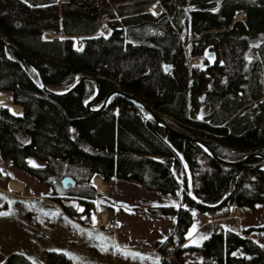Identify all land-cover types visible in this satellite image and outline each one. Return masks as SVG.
I'll return each instance as SVG.
<instances>
[{
  "label": "trees",
  "instance_id": "1",
  "mask_svg": "<svg viewBox=\"0 0 264 264\" xmlns=\"http://www.w3.org/2000/svg\"><path fill=\"white\" fill-rule=\"evenodd\" d=\"M0 33L52 88L88 74L99 79L95 106L120 87L224 158L264 153V0H0ZM94 91L90 80L71 93L45 90L32 66L0 41V92L21 108L0 103V155L51 187L63 209L55 220L91 223L94 176L133 178L146 189L183 195L184 204L150 207L154 216L175 217L169 234L155 242L160 264H187L188 248L200 249L210 264H241L245 256L233 253L239 246L249 264H264V247L224 224L198 244L186 235L194 209L264 203V158L223 164L122 94L101 111L88 110ZM67 174L81 187L61 186ZM48 260L76 264L61 250ZM0 264L38 263L14 251Z\"/></svg>",
  "mask_w": 264,
  "mask_h": 264
},
{
  "label": "rangeland",
  "instance_id": "2",
  "mask_svg": "<svg viewBox=\"0 0 264 264\" xmlns=\"http://www.w3.org/2000/svg\"><path fill=\"white\" fill-rule=\"evenodd\" d=\"M153 9L158 13L162 8L154 4ZM100 30L107 32L104 25ZM80 38L75 39L78 46L82 44ZM191 62L201 63L202 59L193 58ZM8 95L0 92V103L20 112L21 108L10 102L11 95L10 99H4ZM67 175L75 182L64 186L63 176L61 186L73 190L81 187L75 175ZM98 178L94 176L90 181L98 193L91 223L83 224L73 218L56 221L63 209L52 198L51 187L0 155V262L11 252L21 251L38 264H49V252L61 250L71 254L76 264H160L155 242L169 234L175 217L154 216L150 207L184 204L182 192L149 190L136 179L117 175L100 182ZM217 224L247 235L264 247L262 202L241 207L226 204L209 211L194 209L193 222L186 233L189 244H198ZM233 253L245 256L241 264H249L251 256L244 247H237ZM184 259L187 264H210L197 248L185 249Z\"/></svg>",
  "mask_w": 264,
  "mask_h": 264
},
{
  "label": "water",
  "instance_id": "3",
  "mask_svg": "<svg viewBox=\"0 0 264 264\" xmlns=\"http://www.w3.org/2000/svg\"><path fill=\"white\" fill-rule=\"evenodd\" d=\"M0 41L7 45L8 47L12 48L21 58H23L25 61H27L32 68L37 72L38 76H39V80L41 82V86L54 94H66V93H71L73 92L76 88H78V86L84 81V80H90L95 84V91L94 94L88 99V101L86 102V107L88 110L90 111H101L103 110L112 100L113 96L115 94H122L126 97H128L129 99H131L133 102H135L136 104L140 105L142 108H144L146 111L149 112L150 116H152L156 123L159 124L160 126L164 127L165 129H167L170 132H173L181 137H184L186 139H190V140H194L196 142H198L202 147L205 148V150L210 154V156L223 163L226 165H235V164H239L243 161H245L248 157L252 156V155H258L264 158V153L263 152H259V151H252L250 153L245 154L244 156H242L241 158L238 159H227L224 158L220 155H218L205 141H203L201 138H199L198 136L189 134L171 124H169L164 118L163 116H161L159 114V112L157 110H155L150 104H148L147 102H145L142 98H140L139 96L133 94L132 92L126 91L121 89L120 87H115L113 88L102 100V102L99 105H96V101L99 97V93H100V86H99V79L97 77L88 75V74H84V73H80L79 76L76 78V80L68 87L65 89H56V88H52L50 86H48L44 80L43 74L41 72V69L39 68V66L32 60L30 59L24 52H22L13 42H11L10 40L7 39L6 36H4L2 33H0ZM75 180L72 176L70 175H66L63 178V184L64 186H67L68 183H74ZM190 194L194 197V193H193V186H192V182H190Z\"/></svg>",
  "mask_w": 264,
  "mask_h": 264
},
{
  "label": "bare ground",
  "instance_id": "4",
  "mask_svg": "<svg viewBox=\"0 0 264 264\" xmlns=\"http://www.w3.org/2000/svg\"><path fill=\"white\" fill-rule=\"evenodd\" d=\"M4 99H10V95H8V96H5V97H4ZM97 181H99V182H100V178H98V179H97ZM100 185H101V184H100ZM14 187H15V186H14ZM18 188H21V187H18Z\"/></svg>",
  "mask_w": 264,
  "mask_h": 264
}]
</instances>
